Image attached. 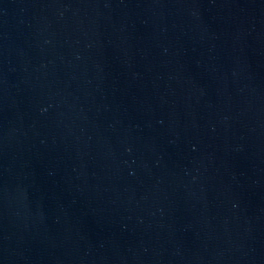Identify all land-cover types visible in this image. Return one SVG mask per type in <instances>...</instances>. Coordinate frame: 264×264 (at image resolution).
Returning <instances> with one entry per match:
<instances>
[{
	"label": "water",
	"instance_id": "obj_1",
	"mask_svg": "<svg viewBox=\"0 0 264 264\" xmlns=\"http://www.w3.org/2000/svg\"><path fill=\"white\" fill-rule=\"evenodd\" d=\"M0 264H264V0H0Z\"/></svg>",
	"mask_w": 264,
	"mask_h": 264
}]
</instances>
